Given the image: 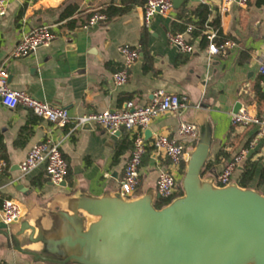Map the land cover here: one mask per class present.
I'll return each instance as SVG.
<instances>
[{
  "label": "crops",
  "instance_id": "crops-1",
  "mask_svg": "<svg viewBox=\"0 0 264 264\" xmlns=\"http://www.w3.org/2000/svg\"><path fill=\"white\" fill-rule=\"evenodd\" d=\"M145 2L12 0L6 15L0 16V68L8 70L10 87L64 107L72 116L123 109L130 100L148 105L159 89L186 95L191 103L201 104V108L191 107L179 115L163 114L146 128L148 151L136 196L157 195L160 171L171 168L169 158L152 146L157 134L177 136L181 122L196 123L200 128L198 137L182 139L189 153L200 143L202 133L209 131L207 162L215 163L204 172L216 176L258 133L256 126L246 129L232 126L231 114L236 105L252 107L264 116V84L259 71V62L264 57V1L238 0L221 15L218 10L221 0H174L173 10L166 16L156 15L149 25L143 21ZM201 5L210 10L207 21L218 19L223 36L237 42L227 56H216L211 62L203 35L207 21L200 26V18L195 14ZM101 7L109 8V21L83 29L86 17ZM42 24L53 26L57 37L52 44L38 48L28 57L14 58L13 49L22 34ZM189 24L195 25L187 37L196 51L183 53L170 42L169 34L184 31ZM123 44L140 45L141 57L130 68L128 82L117 85L113 75L124 65L119 51ZM121 131L116 135L100 126L58 127L29 108L20 105L10 109L0 100V152L7 162L0 178V206L4 199L17 200L23 208V220H28L52 212L64 198L79 190L93 196L120 191L133 149V132ZM45 140L61 147L69 166L66 184L53 183L43 168L20 178V163L36 143ZM220 155L221 161L217 163ZM248 160L256 164L249 187L264 192V183H260L264 171V134L237 169L234 181L238 182ZM3 242L0 237V264H49L4 246Z\"/></svg>",
  "mask_w": 264,
  "mask_h": 264
},
{
  "label": "water",
  "instance_id": "water-1",
  "mask_svg": "<svg viewBox=\"0 0 264 264\" xmlns=\"http://www.w3.org/2000/svg\"><path fill=\"white\" fill-rule=\"evenodd\" d=\"M201 136L183 194L164 207L159 194L79 190L36 219L0 220L3 245L49 264H264V192L205 175L209 131Z\"/></svg>",
  "mask_w": 264,
  "mask_h": 264
},
{
  "label": "built area",
  "instance_id": "built-area-1",
  "mask_svg": "<svg viewBox=\"0 0 264 264\" xmlns=\"http://www.w3.org/2000/svg\"><path fill=\"white\" fill-rule=\"evenodd\" d=\"M12 0H0V16L6 15ZM238 0H221L219 13H227L232 4ZM245 3L246 0H239ZM174 8V0H146L143 7V21L149 25L153 18L160 15H168ZM110 19L108 7L93 9L82 23L83 29H89ZM195 25L189 24L184 31L171 32L170 42L176 45L183 53H193L196 46L191 42L187 34H191ZM220 27L207 21L203 29V35L208 42L207 57L211 62L216 56H227L232 48L237 46L233 39H219ZM57 34L50 24H42L27 33H23L13 49L14 58H25L41 47H48L56 39ZM124 57L123 67L116 71L113 80L117 85H123L129 80L130 68L140 59V45L123 44L119 47ZM259 71L263 75L264 84V57L259 62ZM10 74L6 68H0V100L10 109L22 105L31 109L37 116L53 123L58 127L71 125L73 129L87 125L100 126L110 133L126 129L133 132V149L128 158L124 176L121 181L120 192L131 197L137 192L142 183L141 166L145 154L148 151V143L144 132L151 122L166 113L182 114L187 109L201 108V104H193L186 95L170 93L165 89H159L154 93L152 102L148 105L138 104L135 100L126 103L123 109H106L99 112L86 113L80 116H72L69 111L61 106L40 100L26 90H17L10 87ZM232 126L246 129L251 126L258 128L256 137L226 162L223 169L215 176L218 185H227L234 181V176L240 165L249 157L251 150L256 146L258 138L264 134V116L258 114L252 107L243 106L238 112L231 114ZM200 128L196 123L183 121L180 123L177 136L157 134L152 146L157 153L169 158L171 168L162 169L159 173L156 188L160 196L169 198L175 193L178 183L184 176L189 153L182 139H196ZM7 166L6 160L0 152V178ZM44 169L51 181L60 185L67 178L69 166L59 143L45 140L36 143L29 151L25 160L20 165V178L36 169ZM181 171V172H180ZM181 174V179L178 175ZM23 216V208L19 201L7 198L0 206V220L6 224L18 221Z\"/></svg>",
  "mask_w": 264,
  "mask_h": 264
},
{
  "label": "trees",
  "instance_id": "trees-1",
  "mask_svg": "<svg viewBox=\"0 0 264 264\" xmlns=\"http://www.w3.org/2000/svg\"><path fill=\"white\" fill-rule=\"evenodd\" d=\"M260 1H264V0H260ZM112 7V6H111ZM110 7V8H111ZM195 14H197L200 18V21H199V25L200 26H203L204 23L207 21L208 19V16L210 14V10L208 8V6L206 5H201L196 11H195ZM84 22V21H83ZM211 24H214V26L218 27L219 26V20L218 19H215L213 22H211ZM176 32V30L174 31ZM223 38H227L225 36H223L222 32L220 31L219 32V39H223ZM223 155V152L222 154ZM218 156L217 159H216V162L219 163L221 160ZM215 163V162H214ZM214 163L213 162H207L206 164V167L205 169H209V168H212V166H214ZM255 170H256V164L253 163V162H250L249 160L244 164L243 166V171L238 179V183L243 186V187H249L250 185V182L252 181L253 177H254V174H255ZM181 182L180 181L178 183V186H177V189L175 191V193L173 194V196L169 197V198H166V197H163V196H160V197H157L156 200H155V206L157 208H162L164 207L165 205L169 204L174 198L180 196L183 194V189H182V186H181ZM260 183H264V171L262 172V176H261V179H260ZM221 185V184H220Z\"/></svg>",
  "mask_w": 264,
  "mask_h": 264
}]
</instances>
